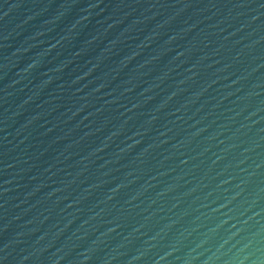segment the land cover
<instances>
[{
  "label": "water",
  "instance_id": "water-1",
  "mask_svg": "<svg viewBox=\"0 0 264 264\" xmlns=\"http://www.w3.org/2000/svg\"><path fill=\"white\" fill-rule=\"evenodd\" d=\"M0 264H264V0H0Z\"/></svg>",
  "mask_w": 264,
  "mask_h": 264
}]
</instances>
